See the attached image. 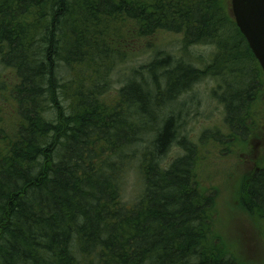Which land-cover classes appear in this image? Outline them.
<instances>
[{"label": "trees", "instance_id": "trees-1", "mask_svg": "<svg viewBox=\"0 0 264 264\" xmlns=\"http://www.w3.org/2000/svg\"><path fill=\"white\" fill-rule=\"evenodd\" d=\"M224 9L222 0H0V62L15 78L0 75L14 115L10 133L0 128V264H237L212 243L198 152L177 136L181 116H167L205 76L226 73L237 86L220 96L226 121L243 138L251 133L263 72ZM128 21L139 24L135 36L117 31ZM144 28L182 34L186 53L205 44L219 52L206 69L157 59L146 67L151 88L130 82L109 101V73L130 39L150 35ZM144 129L149 146L138 157ZM175 146L184 155L165 165ZM134 162L139 190L127 203ZM244 206L264 215V167Z\"/></svg>", "mask_w": 264, "mask_h": 264}, {"label": "rangeland", "instance_id": "rangeland-1", "mask_svg": "<svg viewBox=\"0 0 264 264\" xmlns=\"http://www.w3.org/2000/svg\"><path fill=\"white\" fill-rule=\"evenodd\" d=\"M222 3L232 20L231 0H222ZM123 24L126 26H120L117 31L125 36L130 34L135 36L141 31L137 22L128 21ZM142 31L150 32L146 28ZM183 37L174 31L161 30L145 37L130 39L123 62L109 73V101L118 99L120 90L130 82L145 83L146 87L151 88L152 76L146 67L157 59L171 56L173 61L186 63L190 59L196 66H202L201 61H204L203 68L206 69V66L215 59L219 52L218 48L211 44L197 45L186 53ZM120 60L117 58V61ZM252 66L253 68H249L247 72L254 75L258 68L255 62ZM3 67L0 62L2 78L9 81L13 77L15 81L12 72ZM235 67L241 66L235 65L233 68ZM263 77L261 75V79H264ZM226 86L237 87L235 79L226 73L221 77L205 76V80L194 85L175 102V105L168 108L167 116L173 113L175 116H181L177 136H180V132L181 136H188L190 138L188 146L198 152L197 181L211 199L213 218L211 230L214 238L212 243L220 250H228L233 254L237 264H264V215L253 213L244 206L248 182L256 170L264 167V101L256 102L251 108L252 119L247 123L251 133L247 138H243L235 134L226 121L224 105L220 100V96L227 89ZM10 106L7 98L0 96L2 113L0 128L5 130V133H10L9 129L14 122ZM158 115L159 120L160 114ZM158 120L155 123L156 127L159 125ZM204 134L205 139H202ZM149 139L150 130L146 129L141 133L139 143L133 146L138 157L149 146ZM125 151L130 152L131 149ZM183 151L178 146L173 147L164 164L168 165L177 157L183 156ZM136 166L137 163L134 162L126 177L123 197L127 203L136 198L139 190Z\"/></svg>", "mask_w": 264, "mask_h": 264}, {"label": "water", "instance_id": "water-1", "mask_svg": "<svg viewBox=\"0 0 264 264\" xmlns=\"http://www.w3.org/2000/svg\"><path fill=\"white\" fill-rule=\"evenodd\" d=\"M236 25L264 72V0H231Z\"/></svg>", "mask_w": 264, "mask_h": 264}]
</instances>
